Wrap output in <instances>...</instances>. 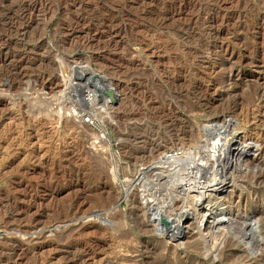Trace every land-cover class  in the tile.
Returning a JSON list of instances; mask_svg holds the SVG:
<instances>
[{
  "label": "rangeland",
  "instance_id": "obj_1",
  "mask_svg": "<svg viewBox=\"0 0 264 264\" xmlns=\"http://www.w3.org/2000/svg\"><path fill=\"white\" fill-rule=\"evenodd\" d=\"M85 70L114 91L93 125ZM212 123L256 160L223 214L160 232L138 170ZM0 264H264V0H0Z\"/></svg>",
  "mask_w": 264,
  "mask_h": 264
},
{
  "label": "bare ground",
  "instance_id": "obj_2",
  "mask_svg": "<svg viewBox=\"0 0 264 264\" xmlns=\"http://www.w3.org/2000/svg\"><path fill=\"white\" fill-rule=\"evenodd\" d=\"M86 71H83V73H86ZM87 72L88 74L91 73L90 71ZM93 74L94 72L90 74L91 76L80 74L81 76L83 75L81 79L78 78L79 76L77 77L78 79L75 78L78 82L83 83H77L73 80L68 82V90L65 89L67 90L66 98L69 100L73 96L74 105L72 107L73 111L71 109L72 112L77 113L79 112L77 111L79 107L82 106L81 108H83L90 104L91 110L101 113L106 110L109 103L113 100L114 91L111 89L109 93L108 91L106 92L108 94H103L104 90L101 86L102 84L99 83V76ZM62 108L64 109V106ZM231 133H234V131H229L221 124H207L203 127L204 138L201 139L199 147L188 154L187 158L177 161L178 155L165 156L164 162H162L164 164L168 163L165 167L155 166L156 168H141L138 170L136 180L144 189L142 190L141 188L142 193H146L144 194L146 209L151 211L152 222L160 232H164L167 235L174 234L179 229V220H183L186 217L198 222L195 226L199 231L200 224H202L206 214H210L214 218L226 211V209L224 210L221 207L210 206L209 203L224 191V186L226 185H230V191L222 194L224 198L221 202H229L232 197V190L234 191L235 187L237 178L235 175L237 171H241L240 165H243L242 167L244 168L249 167L250 163L256 160L253 158H241L248 142L243 146L235 147L234 153L227 156V150L230 145L237 140L236 136ZM223 158H227L226 162L233 165L230 170H228L229 165L223 163ZM177 201H180L182 209L179 214L177 213L178 215L175 219H171L168 216V210L172 209L173 204ZM213 221L216 223L217 219H213ZM207 223L209 226V222ZM212 233L211 230V238L213 239L215 235ZM243 235H245V232H242Z\"/></svg>",
  "mask_w": 264,
  "mask_h": 264
},
{
  "label": "built area",
  "instance_id": "obj_3",
  "mask_svg": "<svg viewBox=\"0 0 264 264\" xmlns=\"http://www.w3.org/2000/svg\"><path fill=\"white\" fill-rule=\"evenodd\" d=\"M78 116L82 123L88 125L96 124V118L89 107H87L85 110L80 111Z\"/></svg>",
  "mask_w": 264,
  "mask_h": 264
}]
</instances>
